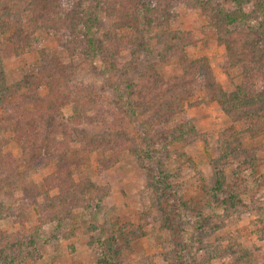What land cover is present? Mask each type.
Here are the masks:
<instances>
[{"label":"rangeland","instance_id":"obj_1","mask_svg":"<svg viewBox=\"0 0 264 264\" xmlns=\"http://www.w3.org/2000/svg\"><path fill=\"white\" fill-rule=\"evenodd\" d=\"M63 2L69 43L49 25L35 22L29 0H0V141L15 158V164L0 163V264H99L104 242L112 243L116 264H264V75L255 80L260 103L250 106L255 110L250 116L233 120L201 91L189 99H200L199 104L164 123L163 134H150L147 140L140 127L149 126V109L167 91L163 87L145 95V78L154 72L168 80L181 74L175 60L157 57V39L167 26L191 31L187 53L206 57L223 91H235L249 59L229 60L217 37L222 24L214 26L213 11L204 7L220 3L233 12L237 4L181 0L170 15L161 13L142 25L149 52H123L108 61L98 49L85 54L90 50L86 34L101 45L115 17L105 15L96 0ZM259 3L264 1L241 0L244 20L228 25L235 39H244L248 26L261 24ZM12 20L22 22L32 39V48L22 56L13 53L7 40ZM255 39L264 64V33ZM41 72L63 92L87 87L105 124L72 125V103L58 107L56 102L36 148L23 150L12 138L11 105L32 96L29 86ZM39 92L44 95L46 89ZM186 122L190 125L181 126ZM56 138L62 151L81 158L74 166V185L62 195L48 191L58 195L56 205H44L42 195L33 206L17 184L32 181L45 193L43 179L54 169L50 156ZM115 145L124 148L121 159L101 166ZM217 165L223 184L214 193Z\"/></svg>","mask_w":264,"mask_h":264},{"label":"trees","instance_id":"obj_2","mask_svg":"<svg viewBox=\"0 0 264 264\" xmlns=\"http://www.w3.org/2000/svg\"><path fill=\"white\" fill-rule=\"evenodd\" d=\"M64 0H29L28 11L34 17L35 22L40 25H49L50 29L61 38L63 43L71 42V29L69 27V19L64 11ZM103 8V13L108 16L115 17L111 23V27L106 31L104 42L101 45L95 44L91 34L86 36L87 44L90 50L85 54L92 56L95 49L97 53L105 52L106 58L111 60L118 54L128 52L137 54L139 52H149L150 44L145 36L142 25L150 22L155 16L164 13V16L170 15L172 11L180 4L181 0H96ZM237 5L236 11L230 12L220 3L209 2L206 7L213 11V19L211 23L218 26L222 24L221 30L217 32L219 42L224 45L229 60L234 64L242 63L244 58H248L247 65L243 66L244 71L241 75V83L236 86L235 91L227 94L223 91L219 83L216 81L211 67L206 57L192 58L187 53L186 48L193 43V33L191 31L175 30L168 26L158 36V44L161 50L158 58L162 61L175 60L180 68L181 74L176 78L163 79L158 73L149 74L142 84V92L145 95H155L156 92L164 87L167 89L162 93L160 100L149 109V120L146 126L141 124L142 133L145 139L150 138V134H163V128L160 127L171 120L177 113L182 111L186 106L198 105L200 99L189 101L196 94L204 91L210 101L217 102L221 109L233 120L250 116L255 110L250 107L260 103L255 88V80L264 75V64L259 62L262 55L261 48L257 44L255 34L264 33V3H259L257 14L261 18V24L257 27L248 26L244 39H235L234 31L229 30L228 25L239 23L244 20V11L241 7V0H233ZM264 1V0H262ZM203 8V7H202ZM63 26H59L60 24ZM211 24V25H212ZM13 28L9 31L7 40L12 47L16 56H22L32 48V39L30 32L25 31L22 22L12 20ZM212 25V26H213ZM88 28V27H87ZM120 30L122 33L119 34ZM95 46V47H93ZM91 61V60H90ZM47 74L41 72L37 83L29 86V96L20 104H12L11 110L15 116L14 122L10 126L13 140L25 151H31L36 148L39 139L47 130L49 122L46 115L49 110H55L56 102L58 107L67 102L72 103V125H93L104 120L97 116L99 106L97 100L91 96V92L87 87L74 86L68 92L59 89V83H53L52 80L46 79ZM50 77V75H49ZM191 81V84H183V82ZM176 83V86L175 84ZM55 84V85H53ZM44 95L39 90H45ZM189 122L181 126H188ZM46 126V127H45ZM45 127V128H44ZM148 127V128H146ZM56 139L52 140V155L55 159L52 175L43 179L46 186L45 193H41L36 183L21 179L18 187L21 188L24 197L31 205H39L38 197L45 195L44 205H56L59 202L58 195H50L49 190H57L61 195L67 190L71 191L73 187L74 166L78 167L81 158H73L67 150L63 149V143ZM62 140V139H59ZM3 142L0 141V163L9 164L15 161V158L2 150ZM122 145H115L112 148L113 153L109 157L101 158L100 164L103 167H109L116 164L121 159ZM124 149V148H123ZM17 163V162H16ZM12 164H15L12 163ZM222 169L219 165L213 168L214 187L213 191H219L223 184ZM72 196V195H71ZM73 198V196H72ZM102 246L99 264H116L113 256L116 251L113 250L111 242H104Z\"/></svg>","mask_w":264,"mask_h":264}]
</instances>
